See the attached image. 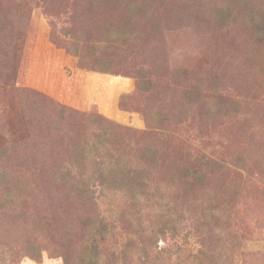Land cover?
I'll list each match as a JSON object with an SVG mask.
<instances>
[{
	"label": "rangeland",
	"instance_id": "374dc122",
	"mask_svg": "<svg viewBox=\"0 0 264 264\" xmlns=\"http://www.w3.org/2000/svg\"><path fill=\"white\" fill-rule=\"evenodd\" d=\"M3 172L0 264H264V0H0Z\"/></svg>",
	"mask_w": 264,
	"mask_h": 264
},
{
	"label": "trees",
	"instance_id": "16d2710c",
	"mask_svg": "<svg viewBox=\"0 0 264 264\" xmlns=\"http://www.w3.org/2000/svg\"><path fill=\"white\" fill-rule=\"evenodd\" d=\"M118 169H120V168H118ZM13 180L11 182L9 181V175H7L6 172L1 173V175H0V189L2 186H7L10 189V191H8L7 193L12 194L11 192L14 190V186H15V181H13ZM12 182H13V184H12ZM30 244H31V246H29L30 247L29 253H30V255H35V254H33L34 251L32 250L33 244L32 243H30ZM90 252H92L90 247H86V250L83 251V255H82V259H81L83 264H97L96 263V261H97L96 260V257H97L96 254L89 255Z\"/></svg>",
	"mask_w": 264,
	"mask_h": 264
}]
</instances>
